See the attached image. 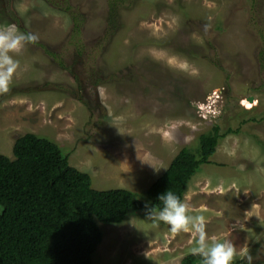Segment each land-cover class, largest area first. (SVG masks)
<instances>
[{
  "label": "rangeland",
  "instance_id": "rangeland-1",
  "mask_svg": "<svg viewBox=\"0 0 264 264\" xmlns=\"http://www.w3.org/2000/svg\"><path fill=\"white\" fill-rule=\"evenodd\" d=\"M110 1L0 0V28L39 36L0 94V153L13 158L17 137L35 133L57 143L95 189L148 200L179 150L197 149L218 124L225 136L183 202L204 216L209 239L235 245L234 264H247L242 251L264 264L255 215L264 218V0H124L114 22ZM137 146L158 173L137 159ZM100 227L95 264H181L198 238L144 211Z\"/></svg>",
  "mask_w": 264,
  "mask_h": 264
},
{
  "label": "trees",
  "instance_id": "trees-1",
  "mask_svg": "<svg viewBox=\"0 0 264 264\" xmlns=\"http://www.w3.org/2000/svg\"><path fill=\"white\" fill-rule=\"evenodd\" d=\"M123 1H110V22ZM224 136L215 124L199 136L197 149L181 148L142 200L127 188L95 189L90 174L72 166L57 143L31 132L20 135L13 158L0 153V264H95L100 223H123L145 202L159 204L167 190L183 201L189 181L211 162ZM181 264H203V258L189 252Z\"/></svg>",
  "mask_w": 264,
  "mask_h": 264
},
{
  "label": "clouds",
  "instance_id": "clouds-1",
  "mask_svg": "<svg viewBox=\"0 0 264 264\" xmlns=\"http://www.w3.org/2000/svg\"><path fill=\"white\" fill-rule=\"evenodd\" d=\"M38 41L39 36L37 34L20 32L15 26L0 28V94H6L10 91L13 78L19 69V60L16 57L22 52L26 44H36ZM191 74L195 75L196 71L193 70ZM208 113L211 112L208 111ZM118 129L121 132L119 127ZM137 153V159L141 164H147L157 173L163 168L157 166L152 159L142 156L138 146ZM158 199L160 203L155 205L151 202H145L143 211L146 218L155 223L162 222L169 225L173 234L189 232L190 230L197 233L198 238L190 249V253L202 257L203 264H232L237 256L235 245L227 240L220 242L215 238L209 239L205 232L206 222L203 215H190L187 204L171 190L161 194ZM255 215L259 218V223L264 226V218L259 214ZM251 216L253 215L248 216V218ZM132 218L131 216L130 221ZM236 226H239L241 230H246L239 222ZM239 255L241 259L247 260V264H253V257L247 252L242 251Z\"/></svg>",
  "mask_w": 264,
  "mask_h": 264
},
{
  "label": "crops",
  "instance_id": "crops-1",
  "mask_svg": "<svg viewBox=\"0 0 264 264\" xmlns=\"http://www.w3.org/2000/svg\"><path fill=\"white\" fill-rule=\"evenodd\" d=\"M162 155L164 156V154H162ZM173 158H174V157H173ZM173 158H172V159H173ZM172 159H171V160H172ZM170 162H171V161H170ZM159 163H160V162H159ZM169 164H170V163H169ZM160 165H161V163H160ZM157 166H158V165H157ZM167 167H168V166H166L165 169H166ZM165 169H164V171H165ZM164 171H163V172H164ZM163 172H162V173H163Z\"/></svg>",
  "mask_w": 264,
  "mask_h": 264
},
{
  "label": "water",
  "instance_id": "water-1",
  "mask_svg": "<svg viewBox=\"0 0 264 264\" xmlns=\"http://www.w3.org/2000/svg\"><path fill=\"white\" fill-rule=\"evenodd\" d=\"M249 100H250V101H253V98H252V97H250V98H249Z\"/></svg>",
  "mask_w": 264,
  "mask_h": 264
}]
</instances>
